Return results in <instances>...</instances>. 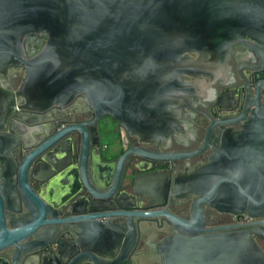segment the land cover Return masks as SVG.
<instances>
[{
	"label": "water",
	"instance_id": "1",
	"mask_svg": "<svg viewBox=\"0 0 264 264\" xmlns=\"http://www.w3.org/2000/svg\"><path fill=\"white\" fill-rule=\"evenodd\" d=\"M39 34L48 40L26 58L24 43ZM237 46L252 48L264 69V0H0V70L26 71L15 94L25 100L21 108L44 112L86 96L95 112L90 123L69 125L21 150L14 204L0 192V264H264V250L255 240L264 232V220L209 227L204 211L205 206L220 213L247 210L252 219L264 218V79L243 116L220 122L242 123L240 131L225 133L221 145L215 140L220 149L212 147V126L195 151L134 147L105 162L94 150L100 141L94 127L106 116L123 126L129 119L147 122L136 124L140 129L132 133L154 142L149 122L155 116L145 107L148 100L164 91L168 116L175 114L172 104L201 96L228 73ZM0 93V102L13 106V95L1 84ZM118 107L131 116L118 118ZM7 122L8 116L0 118V124ZM76 133L77 161L52 166L58 181L51 184L42 172L53 169L51 155H64ZM209 147L213 154L195 173L198 179L184 185L197 188L190 217L169 210L170 190L179 180L166 172L139 179L148 186L154 210L122 206L119 189L132 156L150 165L172 164L193 160ZM65 174L69 196L61 202L54 188ZM113 204L116 211L110 210ZM22 206L25 212L9 228L7 217ZM135 219L164 222L158 231L164 239L151 244ZM9 249L11 258H4Z\"/></svg>",
	"mask_w": 264,
	"mask_h": 264
},
{
	"label": "flooded vegetation",
	"instance_id": "2",
	"mask_svg": "<svg viewBox=\"0 0 264 264\" xmlns=\"http://www.w3.org/2000/svg\"><path fill=\"white\" fill-rule=\"evenodd\" d=\"M47 40L45 34H39L35 38L27 40L24 43L29 52L26 58H30L34 50ZM192 56L197 57L195 54H192ZM261 64V58L252 48L247 46L235 47L228 61V73L224 77L222 76L210 89H205L201 96H184L178 103L172 104L171 111L175 114H171L170 117L168 116V106L170 105L166 93L164 94L162 90L157 92L160 95L151 98L145 105L150 111V115L155 116L153 122H149V124H152V128L155 129V135L151 137L154 138V142L146 143V137L132 133L137 131L136 128L140 129L137 125L147 123H144L141 119L137 123L133 119H129L126 121V126H123L121 121L112 117L102 118L95 125L96 128L94 127V132L98 133L100 137L99 143L94 147L95 155L97 157L101 156L105 162H110L117 160L126 150L134 147L158 153L195 151L203 146L206 135L212 126H214L211 139L212 147L220 149L225 133L238 132L241 130L242 125V123H238L233 126H224L220 122L238 119L243 116L247 106L256 96L259 82L264 79V69L261 68ZM25 76L26 71L23 68L0 70V84L13 95L14 102L13 106L9 105L8 107L0 102V118L4 115L8 116L7 124H0V192L10 204L15 202L12 198L16 188L12 184L14 178H16L15 166L20 160L21 150L24 147L38 146L55 132L69 125L88 124L95 116L91 102L86 96H76L65 104L54 105L44 112H34L21 108L24 106L25 100L16 97L15 94L21 88ZM187 80L192 81L190 78ZM205 80L208 83L210 82L208 78ZM1 99L3 97L0 93ZM261 100H263V97ZM117 114L118 118L124 119V116H129L130 112L126 113L125 109L118 107ZM86 128L91 131L92 126L87 125ZM165 132L169 135L166 136ZM216 139L220 140V145L215 144ZM78 144L79 134L76 133L71 136L64 155L56 156L57 152L54 151L50 157L51 164L49 165L51 167L75 165ZM212 154V148L209 147L205 153L190 161L151 165L146 163L143 158L132 156L120 184L119 192L122 206L143 212L154 210L156 203L153 202L148 186L142 184L139 179L149 174L166 172L169 176H174L179 180V183L171 187L170 194H173V196L169 210L179 216L190 217L191 205L195 198L194 191L197 188L194 186L190 189L184 185L189 181L191 182V180L194 181L193 179H198L194 178L195 173L209 162ZM55 167H52L51 171L43 170L42 172V175L49 177L51 184L58 181ZM60 182L54 190L59 192L62 199L60 201L64 202L69 196L66 174L60 177ZM33 185L36 189H39L35 182H33ZM139 194L142 197H139ZM83 196L87 197V195ZM15 208L19 209V206ZM110 208V210L116 211L118 207L113 204ZM20 209L21 211L17 212L14 217H7L9 228L16 224L21 214L25 212L23 206ZM204 211L209 227L230 226L264 220V218H250L247 210L238 213H220L205 206ZM60 212L63 216L67 215L65 209H61ZM134 222L143 231L148 232L149 237H147V240L151 239V244L155 245L164 239L165 236L160 232L158 233L165 226V223L161 220H142L139 222L135 219ZM255 240L264 250V232H260L258 236H255ZM141 246L143 245L141 244ZM12 254L13 250L9 249L2 256L9 259Z\"/></svg>",
	"mask_w": 264,
	"mask_h": 264
},
{
	"label": "crops",
	"instance_id": "3",
	"mask_svg": "<svg viewBox=\"0 0 264 264\" xmlns=\"http://www.w3.org/2000/svg\"><path fill=\"white\" fill-rule=\"evenodd\" d=\"M40 259V256L39 255H35L34 256V261H38Z\"/></svg>",
	"mask_w": 264,
	"mask_h": 264
}]
</instances>
